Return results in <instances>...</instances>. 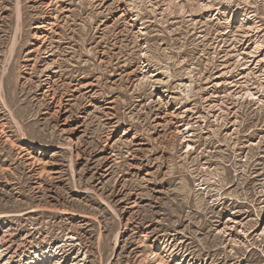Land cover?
Masks as SVG:
<instances>
[{
  "label": "rangeland",
  "instance_id": "374dc122",
  "mask_svg": "<svg viewBox=\"0 0 264 264\" xmlns=\"http://www.w3.org/2000/svg\"><path fill=\"white\" fill-rule=\"evenodd\" d=\"M0 99L10 264H264V0H0Z\"/></svg>",
  "mask_w": 264,
  "mask_h": 264
},
{
  "label": "bare ground",
  "instance_id": "6f19581e",
  "mask_svg": "<svg viewBox=\"0 0 264 264\" xmlns=\"http://www.w3.org/2000/svg\"><path fill=\"white\" fill-rule=\"evenodd\" d=\"M250 95L252 96L254 94H250ZM1 103L4 106L7 105V101L4 98H2ZM0 127L2 128L3 126L0 125ZM29 213H32V211L27 212L26 214H29ZM5 232L2 235L0 234V264H10L13 258L17 255V250L13 251V245H14V241L12 240L13 235L10 234L9 232H6V233ZM72 240H74L73 237H68L66 242H71ZM56 252H58V256L62 255L64 257H67V255H65V245L64 244L58 245L56 247ZM71 264H78V262H73Z\"/></svg>",
  "mask_w": 264,
  "mask_h": 264
}]
</instances>
